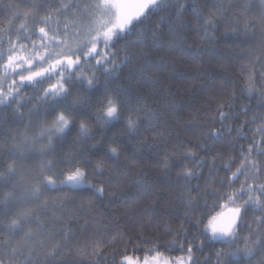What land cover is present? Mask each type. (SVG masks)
Here are the masks:
<instances>
[{
    "label": "snow or ice",
    "instance_id": "obj_1",
    "mask_svg": "<svg viewBox=\"0 0 264 264\" xmlns=\"http://www.w3.org/2000/svg\"><path fill=\"white\" fill-rule=\"evenodd\" d=\"M25 2L47 15L13 13L9 17V26L0 30V121L6 112H10L15 122L26 129L20 134V141L14 142L7 151L12 162L5 164L0 159V216L15 217L7 224L0 221V232H6L9 236L20 235L22 240L27 241L34 239L36 235L30 227L31 223H35L41 232L44 225L35 211L15 212V208H20L29 200H43L45 192L63 190L65 186L86 188L100 196L104 189L94 187L87 181L86 172L78 166L73 167L72 162L68 161L65 163L69 164L71 171L61 172V178L54 179L52 175L46 174L54 168V163L41 159L39 171L33 177L36 183L27 188L24 196H18L16 193L19 188L12 184L13 179H16L17 185L23 183L17 178V168L14 166L17 159L22 162L28 158L27 154L38 157L51 155L56 146L54 141H63L73 128L76 129L79 141L92 140L90 121H94L102 131L122 125L125 135L132 138L138 134L142 123L152 132H156L158 126L166 129L169 127L163 115L147 104V97L133 93L128 87L110 85L111 78L117 76L121 63L129 59L127 54L121 55L126 52L127 44L117 48V43L122 39L126 40L128 35L135 36L133 43L144 44L149 35L155 41L160 24L169 26L173 39H178L176 29L169 24V15L162 13L175 15L179 20L184 4L181 0H43L41 4H37L36 0ZM210 2L215 9L213 15L224 18L230 12V9H224V0ZM188 3L200 22L197 31L205 39H215L212 34L216 27L214 20L205 17L197 0H188ZM239 6L242 11L232 22L239 23L242 17L255 8L259 18H245L242 31L250 36L253 27H259L264 32V0H240ZM68 14L75 19L69 21ZM153 16L159 18L157 27H144L151 23ZM60 17L65 18L61 20ZM19 19H23L25 23H19V27H16ZM224 36L238 38V32L231 29ZM248 59L250 63L244 65V70L248 73L246 80L232 79L227 84H222L218 96L207 99L203 116L198 118L193 111L186 121L199 130L196 147L201 151H207L203 140L214 141L224 138L223 134L228 133V143L238 152L239 160L229 157L226 162L221 160L220 167L217 168V161L212 154L201 157L188 148L181 153L182 159L179 161L182 165L179 178L187 189L183 193L188 209L183 213L184 220L194 221L197 232L205 235L208 240L226 244L230 249L236 248L235 251L215 252L217 264H252L257 254H264V240H261L264 236V71H259L261 83L257 87V72L252 67L253 64L264 61L251 54ZM145 70V66L137 69L141 72ZM101 76L104 77L103 82ZM29 91L31 95H28ZM244 99L248 103H244ZM237 100L240 101L239 104ZM169 108L175 111L176 103L169 105ZM36 116L45 119L34 125L31 118ZM242 116L247 118L241 119ZM47 117H51L50 123ZM201 119L213 123H201ZM234 119L240 120V123H233ZM160 121H163L162 125L159 124ZM35 128H39L37 134L29 136L27 132ZM164 136V133L157 134L159 138ZM119 138L113 136L111 140L115 142ZM241 139L246 143H238ZM100 147L99 141L91 145L97 151ZM179 150L176 147V151ZM119 155L117 147H107L99 154L98 162L92 165V171L102 176L105 160L118 159ZM175 158V152H164L158 162L166 171H170V159ZM75 160L73 157V162ZM185 160L192 167L184 163ZM86 163L91 164V161ZM204 169L208 173L209 186L218 183L222 189L227 190L209 188L200 192L198 201L190 193L193 189L199 191L200 186L193 185L191 181L202 179ZM221 169L227 174L223 178L219 176ZM6 188L11 190L5 193ZM39 207L46 209L48 204L45 201ZM249 211L259 213L253 215L255 227L247 224L244 219ZM197 212L201 215L196 216ZM157 219L161 220L165 234L172 239L165 240L162 244L146 239L142 230L144 224H141L138 234L144 242V255L132 254L141 248V244L137 243L133 249L128 243L131 238L119 236L110 242L109 252L105 254L93 249V256L106 255L113 264H198L199 258L194 256L192 245L185 247L179 239L180 236L187 235L184 222L178 228H172L164 223L162 217ZM147 226H152L150 221ZM244 228L256 237L254 243L248 236L239 235ZM61 234L65 239L68 238L67 233ZM238 243H242L244 247H236ZM117 244L122 246L117 248ZM4 246L9 252L0 251V255H10L12 258L24 255L21 249L13 246L11 240L6 241ZM196 247L202 251V242L197 240ZM161 248L168 251L177 248L186 254L169 256ZM63 252V247L56 245L47 256L56 260ZM32 255L29 251L25 256V264H32ZM0 264H4V261L0 260ZM57 264H61V261Z\"/></svg>",
    "mask_w": 264,
    "mask_h": 264
},
{
    "label": "trees",
    "instance_id": "obj_2",
    "mask_svg": "<svg viewBox=\"0 0 264 264\" xmlns=\"http://www.w3.org/2000/svg\"><path fill=\"white\" fill-rule=\"evenodd\" d=\"M42 2L43 0H36L37 4ZM181 3L184 4V8L179 20L175 15L162 13L169 15V24L176 29L178 39H173V32L169 26L160 24V31L157 32L155 41L149 35L146 36L144 44L133 43L135 36L128 35L126 40L122 39L117 43V48L127 44L126 52L121 55L127 54L129 59L121 63L117 76L111 78L110 85L128 87L133 93L147 97V104L163 115L169 127L166 129L158 126L156 132H152L142 123L138 134L132 138L125 135L122 125L102 131L94 121H90L92 140L79 141L76 129L73 128L63 141H54L56 146L51 155L38 157L27 154L26 160L21 162L17 159L14 166L17 168V178L23 183L17 185L16 179H13L12 184L19 188L16 193L18 196H24L27 188L36 183L33 177L39 171L38 165L41 159L54 163V168L46 174L52 175L57 180L61 178V172L71 171L65 161L72 162L73 167L84 169L88 182L96 188H103L104 192L100 196L86 188L65 186L63 190L45 192L43 200H29L20 208H15V212L35 211L44 225V230L41 232L35 223H31L30 227L36 235L34 239L27 241L22 240L20 235L9 236L6 232H0V251L8 253L9 249L4 245L6 241L11 240L13 246L24 253L16 258L0 255V260H3L4 264H25V256L29 251L33 253L32 264H57L58 261H61V264H113L106 255L93 256L92 252L96 249L106 254L110 251V242L119 236L131 238L128 243L133 249L137 243L141 244V248L132 254L142 256L144 242L138 234L141 224H144L142 230L146 239L156 240L161 244L165 240L172 239L170 235L165 234L163 224L157 217H162L164 223L172 228H178L180 223L184 222L187 235L180 236L179 239L185 247L192 245L194 256L199 258L198 264L205 262L217 264L215 252L236 250V248L230 249L226 244L208 240L205 235L197 232L194 221L184 220L183 213L188 209L183 193L187 192V189L179 178V173L182 171L179 161L182 159L181 153L188 148L201 157L212 154L213 159L217 161V168L220 167L221 160L226 162L229 157L239 160L238 152L228 143V133L223 134L224 138H217L214 141L203 140L207 151H201L196 147L199 142V130L186 121L189 119V113L193 111L198 118L203 116L207 99L218 96L222 84H227L232 79L246 80L248 73L245 72L244 65L250 63L249 54L253 57L259 56L261 61H264V32L259 27H253L250 36L242 31L245 18L248 20L253 17L259 18L255 8L242 17L239 23L232 22L233 18L239 16L242 11L239 6L240 0H224V9H230L224 18L213 15L215 9L210 0H197L200 11L206 18L213 19L216 25L212 30L215 39H205L202 33L197 31L200 22L196 19L188 0H181ZM17 12L47 15L46 12L33 8L25 0H0V30L9 26V17ZM64 18L60 17L61 20ZM67 19L73 21L75 18L68 14ZM158 19L157 16H153L151 23L144 27L155 29ZM19 23L25 21L19 19L16 27H19ZM31 27L29 23V28ZM231 29L237 30L238 38H225L224 33ZM140 66H145L146 70L137 71ZM252 67L257 72L255 83L259 87L261 83L259 71H264V63H256ZM100 79L103 82L104 77L101 76ZM31 94L29 91L28 95ZM243 102L248 103V100L244 99ZM173 103L177 105L175 111L169 108ZM239 103L240 101L237 100V104ZM22 110L27 111V109ZM251 114L250 112L249 115ZM246 118L241 117V119ZM31 119L36 125L45 118L36 116ZM47 120L50 123L51 117H47ZM201 123L213 122L201 119ZM233 123L238 125L240 120L234 119ZM159 124L162 125L163 121ZM215 126L219 127V124ZM25 131L22 125L15 122L10 112L5 113L3 120L0 121V154H2L0 159L5 164L12 162L7 155L8 149L14 142L20 141V134ZM38 131L39 128H35L27 134L34 137ZM158 133H164L165 136L159 138ZM113 136L120 138L113 142L111 140ZM97 141L101 144L98 151L91 148V145ZM238 143L245 144L246 141L241 139ZM109 146L119 149V158L105 160L104 174L97 175L92 171V165L98 162L99 154ZM176 147L180 150L176 151ZM164 152L170 154L175 152L176 155L175 159H170V171H166L158 162ZM73 157L76 158L74 162ZM86 161H91V164ZM184 163L188 161L185 160ZM188 166L192 167L190 163ZM226 175L222 169L219 171L221 178ZM208 179L207 170L204 169L202 179L191 181L193 185L200 186L199 191L193 189L190 193L198 201L200 192L209 188L227 190L222 189L218 183L209 186ZM10 190L6 188L4 192ZM45 201L48 207L40 208L39 206ZM195 215L201 214L197 212ZM253 215L259 213L249 211L244 219L247 224L255 227ZM14 218V216H0V221L7 224ZM149 221L151 227L147 226ZM61 233H67L68 238L65 239ZM239 235L248 236L252 243L255 242L256 237L250 234L247 228L241 230ZM197 240L203 244L202 251L196 247ZM261 240H264V236ZM56 245L63 247L64 252L62 256H57L56 260H52L47 253ZM121 246L116 245L117 248ZM236 247L242 248L244 245L238 243ZM160 250L169 256L186 254L177 248L171 251L165 248ZM252 264H264V254H257Z\"/></svg>",
    "mask_w": 264,
    "mask_h": 264
},
{
    "label": "rangeland",
    "instance_id": "obj_3",
    "mask_svg": "<svg viewBox=\"0 0 264 264\" xmlns=\"http://www.w3.org/2000/svg\"><path fill=\"white\" fill-rule=\"evenodd\" d=\"M82 169V168H81ZM82 170H84V169H82Z\"/></svg>",
    "mask_w": 264,
    "mask_h": 264
}]
</instances>
